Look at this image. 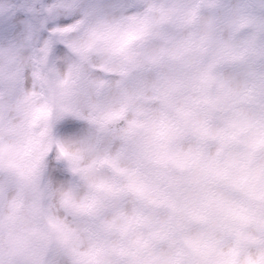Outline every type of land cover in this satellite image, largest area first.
<instances>
[{"label": "clouds", "instance_id": "clouds-1", "mask_svg": "<svg viewBox=\"0 0 264 264\" xmlns=\"http://www.w3.org/2000/svg\"><path fill=\"white\" fill-rule=\"evenodd\" d=\"M0 264H264V0H0Z\"/></svg>", "mask_w": 264, "mask_h": 264}]
</instances>
